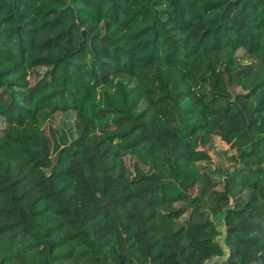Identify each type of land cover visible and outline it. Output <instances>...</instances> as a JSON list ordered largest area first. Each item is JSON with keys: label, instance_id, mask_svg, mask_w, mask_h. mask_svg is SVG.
<instances>
[{"label": "trees", "instance_id": "obj_1", "mask_svg": "<svg viewBox=\"0 0 264 264\" xmlns=\"http://www.w3.org/2000/svg\"><path fill=\"white\" fill-rule=\"evenodd\" d=\"M0 264H264V0H0Z\"/></svg>", "mask_w": 264, "mask_h": 264}]
</instances>
